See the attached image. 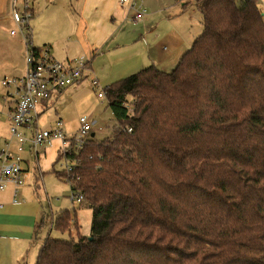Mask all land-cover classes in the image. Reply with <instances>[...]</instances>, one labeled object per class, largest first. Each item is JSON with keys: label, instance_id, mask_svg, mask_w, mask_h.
I'll use <instances>...</instances> for the list:
<instances>
[{"label": "trees", "instance_id": "1", "mask_svg": "<svg viewBox=\"0 0 264 264\" xmlns=\"http://www.w3.org/2000/svg\"><path fill=\"white\" fill-rule=\"evenodd\" d=\"M193 1L202 31L171 72L106 85L115 128L52 168L90 230L64 209L50 230L67 237L48 234L35 264H264V13Z\"/></svg>", "mask_w": 264, "mask_h": 264}, {"label": "rangeland", "instance_id": "2", "mask_svg": "<svg viewBox=\"0 0 264 264\" xmlns=\"http://www.w3.org/2000/svg\"><path fill=\"white\" fill-rule=\"evenodd\" d=\"M11 2L12 0H0V78L4 76L20 77L23 76L25 70V44L21 33L18 31L16 36L10 33V30L18 29L15 22L14 24L11 23L13 21ZM143 4L146 12L143 19L135 23L137 26L130 24L132 22L128 19H124L125 16H132L134 13V11L128 10L127 5H124L125 9L121 6L118 8L115 16L117 25L121 26L126 21L130 27L136 28L147 16H150V28L148 31L139 33L140 36L147 33V36L138 37L139 42H141V47L146 48V56H148L147 47L152 44L156 45V49L161 50H157L156 56L161 58L162 54L165 56L171 54L173 63H165L162 65L164 69L159 68V65L157 67L164 72H171L178 62V58L191 47L193 40L201 33V14L193 0H143ZM258 4L264 13V0H258ZM79 6L80 0H39V4L35 7L34 16L30 18L33 23L37 19L39 24L38 37L45 36L44 30H48L50 38L57 42L55 46L60 49L66 45V42L63 41L64 36L72 33L76 36L83 34L84 23L83 21L81 23L77 15ZM16 8L19 10L23 8L22 0H17ZM33 41L36 42L34 32ZM18 42L21 44V51L11 55L9 50H16ZM42 45L43 43L39 46ZM101 51L95 59H98L103 53L105 54L106 48L101 49ZM82 52L90 59L88 50ZM114 56L117 57L115 54ZM149 64L151 63L142 65L132 73L149 66ZM89 78L82 80L80 85L64 90L55 98L51 105L39 115L38 126L42 129L54 130L57 127L56 121L61 118L64 125L63 129L66 132H74L78 128V118L84 116L95 121L93 139H102L110 135L116 126V122L112 117L105 96L98 97L97 92L112 82L105 84L99 81L100 88H95ZM6 105L0 100V110L2 111L0 114V139L5 136L6 132L8 133V123L4 114ZM52 164L53 169H60V162L53 160ZM30 166L34 168L32 163ZM42 168L45 167L42 165ZM40 186V195L34 196L31 191V197H26L29 200H37V205L44 211L45 220L42 227L39 228L41 230H39L41 234L39 239H43L49 232L51 219L54 220L56 215L64 209H68L71 215L75 214L79 231L85 235L89 234L91 209L81 207L78 203L72 204L69 198L70 188L66 181L58 178L51 168L44 171ZM49 234L54 238L67 237V233L55 229L50 230Z\"/></svg>", "mask_w": 264, "mask_h": 264}, {"label": "crops", "instance_id": "3", "mask_svg": "<svg viewBox=\"0 0 264 264\" xmlns=\"http://www.w3.org/2000/svg\"><path fill=\"white\" fill-rule=\"evenodd\" d=\"M38 4L39 0H32V16H34L35 7ZM124 5L127 4L122 5L119 3V0H80L77 15L81 23L82 21L84 23L83 34L81 33V35L76 36L72 33L64 36L63 41L66 42V45L60 49L55 46L57 42L50 38L48 30H44L45 36L39 38L37 19L34 23L29 20L33 45L39 46L43 43V45L48 46L51 55L56 60L67 61L79 55H84L83 50H88L90 53V59L84 55L87 58L88 65L81 80L69 87L54 92L50 99L42 103L40 114L64 90L80 85L85 78L95 77L98 82L101 81L107 84L126 77L147 63H151L149 65L156 67L159 65L161 69H164L162 65H165V63H173L171 54L170 56L162 54L161 58L156 56L157 50H161L156 49L155 44L147 47L148 56L145 55L146 48L141 47L138 37H145L147 33L141 34V36L139 33L148 31V28H150V16H147L140 23L139 27L136 28L130 27L126 21L121 26L117 25L115 16L120 6L125 9ZM127 17L125 16L124 19H128ZM11 23L14 24V21ZM33 32L36 42L33 41ZM16 35L17 33L14 34V36ZM14 39L16 38L14 37ZM17 45L16 50H9L11 55L21 51V44L18 42ZM104 48H106V53L95 59L102 52L101 49ZM58 120L62 122L61 118H58ZM6 121L8 123L7 118ZM74 132L66 133L72 134ZM92 135H94V132L91 133ZM6 136H8L7 132L0 139V149L3 147ZM59 146V140H54L51 145L44 147L37 161L38 170L34 169L36 165L33 157L27 151L22 153L25 159V166L30 170V178L26 185L16 189V201H13L15 192L13 185H8L5 189L0 190V203L3 205L0 208V264H35L43 240L50 232L51 225L45 237L39 239V235H41L39 228L40 226L42 227L45 220L44 211L37 205V200H29L26 197H31V191L34 196L40 195L39 189L41 186L40 180L37 178L38 173L41 172L43 178L44 171L53 168L52 163L53 160L55 162L58 156ZM31 163L34 168H31ZM42 165L45 168H42Z\"/></svg>", "mask_w": 264, "mask_h": 264}, {"label": "built area", "instance_id": "4", "mask_svg": "<svg viewBox=\"0 0 264 264\" xmlns=\"http://www.w3.org/2000/svg\"><path fill=\"white\" fill-rule=\"evenodd\" d=\"M17 0H12V18L18 29L10 30L12 35L20 31L25 44V70L23 76L0 78V100L7 104L5 116L8 120V136L0 149V190L8 185L15 187L13 201H16V189L28 183L30 170L25 166L22 156L27 151L34 159L35 170L37 161L44 147L59 140L60 169L66 173L72 172L79 164V159L71 156V151L78 153L95 129V121L84 116L78 118V128L72 134L63 129V123L56 121V129H42L37 119L40 107L50 99L54 92L69 87L81 80L87 69L88 61L84 55H79L67 61L56 60L46 45L35 46L32 42L29 20L32 16V0H22V9L16 8ZM127 4L129 11H134L128 20L133 24L141 21L146 12L143 0H119ZM92 86L100 88L95 77L89 78ZM98 97H104L103 88L98 91ZM128 105V104H127ZM2 111L0 110V114ZM130 132L131 128H127ZM38 179H42L39 172ZM69 185L71 184L66 181ZM69 198L74 203H80L82 195L71 190ZM3 205L0 203V208Z\"/></svg>", "mask_w": 264, "mask_h": 264}]
</instances>
